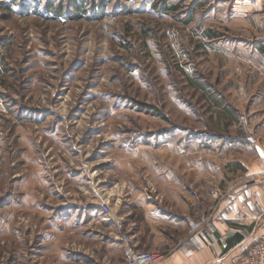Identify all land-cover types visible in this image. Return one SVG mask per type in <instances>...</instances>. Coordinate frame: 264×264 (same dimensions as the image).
<instances>
[{"label":"rangeland","instance_id":"374dc122","mask_svg":"<svg viewBox=\"0 0 264 264\" xmlns=\"http://www.w3.org/2000/svg\"><path fill=\"white\" fill-rule=\"evenodd\" d=\"M263 109L264 0H0V264H102L130 196L176 241Z\"/></svg>","mask_w":264,"mask_h":264},{"label":"crops","instance_id":"0c3cea01","mask_svg":"<svg viewBox=\"0 0 264 264\" xmlns=\"http://www.w3.org/2000/svg\"><path fill=\"white\" fill-rule=\"evenodd\" d=\"M253 120V125L243 122L241 133L232 137L237 151L228 174L238 181L209 216L173 241L171 229L176 224L159 218L165 213L156 212L158 202L146 205L130 196L126 198L132 202L128 209L114 213L122 221L114 231L116 236L120 229L138 249L162 250L164 257L159 264H229L231 255L242 252L264 232V109ZM161 222H166V228L159 226ZM120 246L119 238L111 244L106 240L101 263L121 264ZM109 259H113L111 263Z\"/></svg>","mask_w":264,"mask_h":264},{"label":"built area","instance_id":"2783aa9c","mask_svg":"<svg viewBox=\"0 0 264 264\" xmlns=\"http://www.w3.org/2000/svg\"><path fill=\"white\" fill-rule=\"evenodd\" d=\"M102 213L109 221L114 222L117 227L121 225V219L114 216V212L108 202H102ZM120 248H122L121 264H159L164 257V252L159 250L138 249L132 242L128 233L118 229ZM229 264H264V232L252 241L246 248L240 252L231 255Z\"/></svg>","mask_w":264,"mask_h":264}]
</instances>
